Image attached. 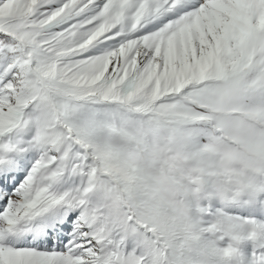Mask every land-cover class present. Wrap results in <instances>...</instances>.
Segmentation results:
<instances>
[{
    "label": "snow or ice",
    "instance_id": "obj_1",
    "mask_svg": "<svg viewBox=\"0 0 264 264\" xmlns=\"http://www.w3.org/2000/svg\"><path fill=\"white\" fill-rule=\"evenodd\" d=\"M0 264H264V0H0Z\"/></svg>",
    "mask_w": 264,
    "mask_h": 264
}]
</instances>
